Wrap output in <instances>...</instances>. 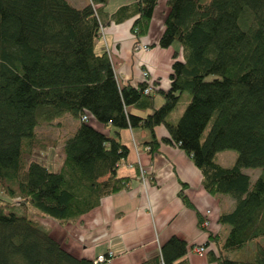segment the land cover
Segmentation results:
<instances>
[{
    "label": "trees",
    "instance_id": "1",
    "mask_svg": "<svg viewBox=\"0 0 264 264\" xmlns=\"http://www.w3.org/2000/svg\"><path fill=\"white\" fill-rule=\"evenodd\" d=\"M108 1L76 7L68 0H0V185L7 195L0 197V264H94L68 251L38 217L74 222L104 196L129 189L132 179L118 172L129 148L117 133L147 130L142 147L153 153L159 125L168 132L162 142L200 170L203 188L233 201L218 219L227 234H210L201 245L209 259L264 264V0H167L158 44L180 50L172 53L168 87L149 76L148 93L146 79L121 82L97 43L111 22L133 17V34H147L158 0H137L111 16L102 11ZM62 115L78 125L62 141L60 167L24 160L37 128ZM225 149L237 152L230 167L215 160ZM245 169L260 174L251 182ZM252 242V260L229 256ZM187 251L172 235L138 264H190Z\"/></svg>",
    "mask_w": 264,
    "mask_h": 264
},
{
    "label": "crops",
    "instance_id": "2",
    "mask_svg": "<svg viewBox=\"0 0 264 264\" xmlns=\"http://www.w3.org/2000/svg\"><path fill=\"white\" fill-rule=\"evenodd\" d=\"M68 1L81 7L89 0ZM135 1L109 0L102 6V11L111 16L121 6ZM166 1L158 0L148 32L143 36L132 32L135 17L111 22L103 29L97 48L104 47L110 54L121 82L137 86L142 80V72L147 71L162 89L168 87L172 53L179 51L180 47L177 43L169 48L158 44L164 29ZM93 125L104 130L96 121ZM167 134L164 125L155 128L160 145L157 151L149 153L142 147L150 138L147 130L118 131V138L129 148L118 172L132 179L130 188L104 196L97 208L77 221L61 224L44 217L53 223L50 234L78 257L93 260L111 252L112 256L102 264L141 263L159 253L160 246L170 236L176 235L188 244L186 258L190 264H216L209 259V254L196 252L194 248L204 245L210 234L213 237L227 234L228 227L220 226L218 219L223 211L232 208L233 201L227 196L211 195L203 188L201 172L191 159L179 147L162 142ZM49 158V162L45 161L47 166L60 167L61 163L53 165ZM139 165L146 171L149 181L140 180ZM203 219L208 221L206 228L199 226V220ZM210 244L212 246L208 248L217 251V243Z\"/></svg>",
    "mask_w": 264,
    "mask_h": 264
},
{
    "label": "rangeland",
    "instance_id": "3",
    "mask_svg": "<svg viewBox=\"0 0 264 264\" xmlns=\"http://www.w3.org/2000/svg\"><path fill=\"white\" fill-rule=\"evenodd\" d=\"M177 45V44H176ZM162 101L161 96H157L155 102L159 105ZM160 102V103H159ZM78 125V121L76 119L71 118L68 115H62L58 119L54 120L52 124L42 123L36 132V140L34 142L33 148H26L23 159L29 161L31 159H37L45 163L49 162V159H52V164L60 163L62 159V141L76 126ZM205 130V133L207 132ZM54 144V145H53ZM42 146L46 149L42 150ZM49 155V156H48ZM237 157V152L231 149H225L219 151L216 154L215 160L217 163L221 164L224 167H230L234 164ZM47 164V163H45ZM49 165H51L49 163ZM51 167V166H50ZM250 177L251 182H254L257 176L260 174V169H245L244 170ZM5 182H2L0 185V197L6 198V194L3 191L2 186ZM7 199V198H6ZM5 210H9V206L6 204H2ZM14 212L21 213L20 208L13 207ZM41 223L46 226L48 230H51V226L53 223L44 217H38ZM52 219V218H51ZM263 243V242H262ZM256 249L255 243H249L243 250H239L231 253L229 255L231 258L241 261H250L253 257V253Z\"/></svg>",
    "mask_w": 264,
    "mask_h": 264
},
{
    "label": "built area",
    "instance_id": "4",
    "mask_svg": "<svg viewBox=\"0 0 264 264\" xmlns=\"http://www.w3.org/2000/svg\"><path fill=\"white\" fill-rule=\"evenodd\" d=\"M143 48L144 49H147V47L146 46H143ZM148 77H149V74H148V72L147 71H143L142 72V79H146V80H148V82L150 83L149 84V88L147 87L146 89H145V93H148L149 91H150V87L152 88V83H153V81L152 80H150V79H148ZM139 178H140V180L142 181V182H146L147 181V173H146V171L144 170V168L142 167V166H140L139 165ZM202 225H204V226H208V221H204L203 223H202ZM194 250L196 251V252H199V253H201V252H204V248L201 246V245H199V246H197V247H195L194 248ZM112 256V253L111 252H109L107 255H99L98 257H96L95 259H94V264H100V263H103V262H105L109 257H111Z\"/></svg>",
    "mask_w": 264,
    "mask_h": 264
}]
</instances>
